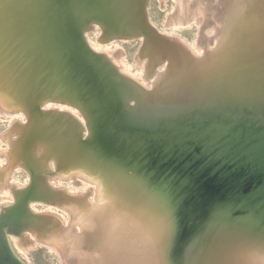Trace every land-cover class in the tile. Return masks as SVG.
Returning <instances> with one entry per match:
<instances>
[{"label": "bare ground", "instance_id": "1", "mask_svg": "<svg viewBox=\"0 0 264 264\" xmlns=\"http://www.w3.org/2000/svg\"><path fill=\"white\" fill-rule=\"evenodd\" d=\"M6 1L1 11L10 7L11 1ZM149 1L126 0L120 9L110 7L114 13L108 8L106 16H98L96 8L89 14L80 12L74 23L77 20L78 36L87 51L81 63L71 60L65 64L63 55L51 50L43 58L36 56L38 51L28 52L27 57V46H17V28L0 25V115L10 118L0 136V224L10 220L2 240L24 264L11 238L24 251L39 246L51 250L61 264H169L166 252L176 235L178 241L182 232L183 236L195 233L199 242L213 218L229 221L231 232L239 228L236 237L243 238L250 229L261 233L258 236L264 240V158L244 156L256 143H208L205 137L181 135L207 118L223 122L214 115L215 108L221 111L223 105L205 107V113L200 107L204 102L206 106L217 104L206 79L231 44L232 21L247 0H175L166 27L186 29L196 24L199 34L194 46L157 28L149 18ZM14 16L19 19V14ZM97 29L100 36L94 42L90 34ZM208 30L213 34L207 35ZM74 41L72 36L66 40L71 51H75ZM134 41L141 43L139 77L125 66L124 54L115 57L120 47L117 42ZM178 55L182 64L175 66ZM30 57L33 60L27 65ZM110 69L119 79L112 78ZM74 79L77 88L70 86ZM37 83L39 92L34 89ZM182 83L183 90L179 88ZM41 84L45 85L40 88ZM78 87L83 88L80 95L76 94ZM208 89L210 93L203 97ZM17 91L19 96L13 94ZM34 92V100L27 103L26 96ZM93 95L94 101L89 100ZM141 107L154 114L144 113ZM73 123L82 128L83 137L91 136L101 158L112 159L116 176L127 178L131 169H135L133 174L140 173L130 182L117 177L127 184L128 192L145 186L141 176H146L149 187L136 191L142 201H129L121 192L111 195L109 173L97 165V156L85 148L88 144L73 134ZM261 135L256 142L264 149ZM21 171L28 174L25 183L16 179ZM185 180H193L194 191L182 190ZM162 183L175 192V212H169L162 205L163 196L155 192ZM234 202L241 213L232 206ZM36 205L45 208L38 210ZM241 245L245 250L246 245ZM251 245L244 252L247 258L238 264H264V244ZM146 253L149 260H143ZM213 254L211 260L217 257ZM229 258L211 263L228 264Z\"/></svg>", "mask_w": 264, "mask_h": 264}, {"label": "water", "instance_id": "2", "mask_svg": "<svg viewBox=\"0 0 264 264\" xmlns=\"http://www.w3.org/2000/svg\"><path fill=\"white\" fill-rule=\"evenodd\" d=\"M2 1L5 3L7 2L6 0H1L0 5L3 4ZM10 1L11 2H8L7 4L8 6H10L7 11H3L4 8L2 11L0 10V25L6 23V28L10 26H13L14 29L17 28L19 38L17 46L22 43L27 46L24 55L29 57L31 55L29 53H32L33 51H38L35 52L37 54L36 56L43 58V55L47 53V50H51L55 54L59 53L60 56L63 55V59H65V64H69L71 60L74 62L78 61V63H81L82 53H84V51L87 52L84 46L83 38L78 36L80 35V27L78 24H75L77 20L74 23V19H76L75 17L79 16L80 12L82 11V15L84 13L89 14L88 12L92 11L95 8L96 11L94 12L98 16H106V10L108 8L111 9V11H113L114 13V10H112V8L120 9L121 7H124L123 5L126 2V0ZM239 10L241 11H238L237 16H235L234 21H232V24H234L235 27L230 29L232 32L231 44L225 50L222 57L218 59L216 64H214V68L211 73V78L208 76L206 79L208 84L210 85V90L216 97L215 102H217V104H214V106L208 105V107L205 104L206 102H204L202 107H200V111L204 112L205 107L214 109L216 105H223V110L219 111L215 108L214 112V115L223 118V122L220 121V123L219 121L211 120L212 118H207L206 120H204V122H200L199 126L189 127L186 131H183L181 135L191 133V138L193 139L205 137L203 140L208 143L216 141H220L221 143L230 141L236 145L243 142L248 143L252 141L256 144H253L250 149L245 152L244 156L248 157L250 154L256 159L262 160V158H264V149H262L260 143H257L256 141L261 140V134H264V0H247L244 9L241 8ZM8 12L10 13V15L8 14ZM15 14H19V19L14 16ZM88 16L84 18H88ZM111 18L109 19V21H111ZM6 20L8 21L6 22ZM21 21L23 23H19ZM70 36L75 39V51H71V49L69 50L67 48L66 40L68 41V37ZM34 47L37 50H34ZM180 53L185 57H190L189 54L185 53L184 51H181ZM24 55L23 57H25ZM32 60L33 58L30 60V62H28L27 65H30ZM93 60H96L99 63L103 62V60L99 58H93ZM174 63L175 66H180L182 64L179 55L177 56V60H175ZM108 73H111L110 75H112L113 79H119V77L115 74V71L111 70L108 71ZM186 78L188 80L191 77L187 76ZM33 81L35 84L36 77H34ZM44 85L45 84H41L40 88H42ZM184 85V83L180 84V86L182 87L179 88L183 90V87H186ZM70 86L71 88H75L77 86L75 84V79L71 81ZM38 87L39 86L37 83L34 88L35 92L40 91ZM82 90V87H78V90L76 89V94H82ZM210 90L208 89V92H204L203 97L207 96L208 93H210ZM187 91L188 90H186V92ZM35 92L26 96L28 100L27 103L34 100L33 95H35ZM13 94L19 96L20 92L17 91V93L14 92ZM181 94L180 96L183 97L184 92L181 91ZM94 98L95 96L93 95L89 98V100L94 101ZM92 108L93 107L91 106V108H89V111L92 112ZM141 109L147 111L144 112L146 114H154L153 111H151L149 108L141 107ZM36 127L37 125L34 129H36ZM72 132L73 134H76L78 138H80L81 142L86 145L88 144V146H86L85 148L87 149V151H90L91 149L93 155L97 156L98 159H95L98 163L97 165H102L104 172L109 173L108 177H110L109 181L111 182L110 185L112 186V189L110 191L113 197H116L121 192L124 195H127L129 201H133L134 199H136V201H142L141 195L138 196L140 193H137L136 191H138V189H141L142 187H149L145 175L141 176V180L147 183V185L143 183L145 186L141 185L142 187H137V190H134L135 192L133 190L128 192L129 188L128 186L126 187L127 184L117 179V177L124 176H116L117 167L114 166L112 159H109L106 156H103V158L99 156L100 153L96 148L94 149L91 144V136L89 138L83 137L82 128L77 123H73ZM80 146L82 147L81 144ZM245 146L246 145H244V147ZM88 147L90 149H88ZM95 170L98 169L95 168ZM126 170H129V168H126ZM133 172H135V169H131V175L126 174L125 176L128 177L124 178H126L129 182L133 179H136L140 173L138 172V174L136 175L133 174ZM186 181L187 180L182 182V190L188 193L194 191V186L196 184L192 186L191 182H193V180H190L188 183H186ZM143 188L141 190H143ZM156 188L157 189H155V192L158 195L163 196L162 198L164 200V203L162 205H164L169 212H171V210L175 212V208L177 207V202L175 203L176 197L174 196L175 192H171V190L166 186L165 183L157 185ZM155 192L153 191V194ZM181 202L182 201H180L179 199L178 204H180ZM231 202L232 200L228 203L231 204ZM234 203L235 204H232V206L236 207V209L239 210V212L241 213L242 211L239 209L241 207L236 202ZM239 212H232L231 214H237V216H239ZM257 215L258 214L256 213L255 216L257 217ZM211 221H213V223L211 224V226L204 229V231L206 232L204 233L203 231L204 235L202 233L201 240L199 242L198 239H196L195 233L192 235L190 232L188 235L183 236L182 232V237H180L178 241L176 240V235L174 243H170L167 248L166 254L169 259L168 263L212 264L215 263L216 259L218 258L225 259L227 258V256H229L231 258H229L230 263L228 264H238L240 260H243V258H247V255H245L244 252H246V250L249 248H253V245H251V243L256 242L264 244V240H262V237L258 236L261 233H258L255 230L248 229L246 232L250 234H243V238H239L240 236L236 237V235L239 234V228L236 227L237 233L231 232L232 229H229L227 227L229 221L216 220L215 218H213ZM9 222L10 220L7 219L5 222H2L0 224V264H24L16 256L12 246L8 244L7 241L5 242L4 240H2L3 228ZM262 224L264 226V222H262ZM263 231L264 228H262V232ZM177 234H179V232ZM244 238H247L249 241L242 240ZM241 244L246 245L245 250L241 248ZM211 254L217 257L213 258V256L211 260ZM208 255L209 257H207ZM143 260H149L148 253L145 254V258Z\"/></svg>", "mask_w": 264, "mask_h": 264}, {"label": "rangeland", "instance_id": "3", "mask_svg": "<svg viewBox=\"0 0 264 264\" xmlns=\"http://www.w3.org/2000/svg\"><path fill=\"white\" fill-rule=\"evenodd\" d=\"M176 8V1L175 0H150L149 1V8L148 14L149 18L152 23L161 31L170 33V34H177L181 38L185 39L191 46H194L199 30L196 24H193L190 28L186 29H176L173 27H166L167 20L170 14L174 12ZM179 30V31H178ZM207 35H212L213 30H208ZM100 36V30L97 29L90 34V38L92 41H97ZM119 44L118 50L115 52V57H120L121 54H124V62L125 66H127L129 71L136 75L140 76L142 72V66L137 63V55L139 49L141 47L140 41L134 42H117ZM122 51V52H121ZM199 53V52H198ZM118 57V58H119ZM146 116L145 114H142ZM10 125V118L0 115V136L8 129ZM3 148V143L0 141V150ZM16 179L20 183H25L28 179V174L24 171H21L16 174ZM38 210H42L45 207L42 205H36ZM11 243L19 255V257L26 263V264H61L58 256H55V253L45 247H36L32 248L29 251H24L22 247L15 244L13 238H11ZM20 247V248H19Z\"/></svg>", "mask_w": 264, "mask_h": 264}]
</instances>
